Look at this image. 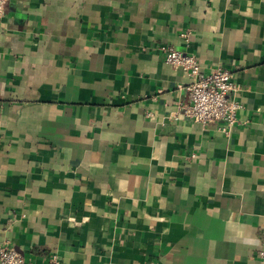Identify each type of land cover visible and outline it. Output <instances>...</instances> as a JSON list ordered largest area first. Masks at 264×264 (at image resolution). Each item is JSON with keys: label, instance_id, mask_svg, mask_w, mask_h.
<instances>
[{"label": "crops", "instance_id": "crops-1", "mask_svg": "<svg viewBox=\"0 0 264 264\" xmlns=\"http://www.w3.org/2000/svg\"><path fill=\"white\" fill-rule=\"evenodd\" d=\"M164 47L231 72L233 126L182 115ZM1 243L29 264H264V0H9Z\"/></svg>", "mask_w": 264, "mask_h": 264}, {"label": "built area", "instance_id": "built-area-1", "mask_svg": "<svg viewBox=\"0 0 264 264\" xmlns=\"http://www.w3.org/2000/svg\"><path fill=\"white\" fill-rule=\"evenodd\" d=\"M9 0H0V23ZM182 38L187 41L188 34ZM166 65L181 70L189 79L186 87L189 104L182 110V115L192 123L206 125L222 123L229 128L236 123L237 113L242 109L236 99L237 86L229 70L217 66L208 73H203L193 55L173 47L161 48ZM264 261V252L259 253ZM50 264H60L56 255L50 257ZM0 264H29L22 255L6 243L0 244Z\"/></svg>", "mask_w": 264, "mask_h": 264}]
</instances>
